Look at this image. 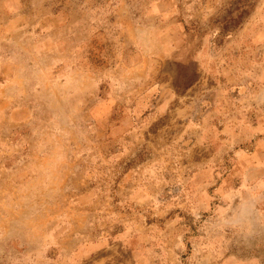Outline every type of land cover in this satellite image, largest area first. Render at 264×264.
<instances>
[{"label": "rangeland", "instance_id": "rangeland-1", "mask_svg": "<svg viewBox=\"0 0 264 264\" xmlns=\"http://www.w3.org/2000/svg\"><path fill=\"white\" fill-rule=\"evenodd\" d=\"M0 264H264V0H0Z\"/></svg>", "mask_w": 264, "mask_h": 264}, {"label": "trees", "instance_id": "trees-1", "mask_svg": "<svg viewBox=\"0 0 264 264\" xmlns=\"http://www.w3.org/2000/svg\"><path fill=\"white\" fill-rule=\"evenodd\" d=\"M233 27H235V26H232L231 29H233Z\"/></svg>", "mask_w": 264, "mask_h": 264}]
</instances>
